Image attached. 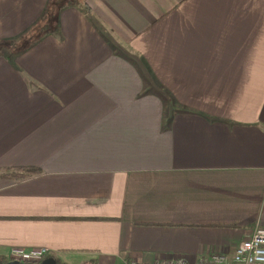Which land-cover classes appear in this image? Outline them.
<instances>
[{
  "label": "crops",
  "instance_id": "0c3cea01",
  "mask_svg": "<svg viewBox=\"0 0 264 264\" xmlns=\"http://www.w3.org/2000/svg\"><path fill=\"white\" fill-rule=\"evenodd\" d=\"M0 176L5 260L231 255L264 228V0H0Z\"/></svg>",
  "mask_w": 264,
  "mask_h": 264
},
{
  "label": "built area",
  "instance_id": "2783aa9c",
  "mask_svg": "<svg viewBox=\"0 0 264 264\" xmlns=\"http://www.w3.org/2000/svg\"><path fill=\"white\" fill-rule=\"evenodd\" d=\"M48 248H15L9 251L7 262L15 261L25 264H40L47 259ZM133 264V263H130ZM150 264V263H149ZM151 264H264V228L256 226L247 237L237 243L231 255L211 254L208 257H198L189 261L180 256L161 258Z\"/></svg>",
  "mask_w": 264,
  "mask_h": 264
},
{
  "label": "trees",
  "instance_id": "16d2710c",
  "mask_svg": "<svg viewBox=\"0 0 264 264\" xmlns=\"http://www.w3.org/2000/svg\"><path fill=\"white\" fill-rule=\"evenodd\" d=\"M38 171L35 168H19L13 171V175L9 176L11 179H19V177H27L31 176V174H36ZM1 177V176H0ZM7 261L4 258H0V264L6 263ZM56 264H61L59 261L56 260ZM88 264V263H85Z\"/></svg>",
  "mask_w": 264,
  "mask_h": 264
},
{
  "label": "water",
  "instance_id": "95a60500",
  "mask_svg": "<svg viewBox=\"0 0 264 264\" xmlns=\"http://www.w3.org/2000/svg\"><path fill=\"white\" fill-rule=\"evenodd\" d=\"M2 264H25V263H18V262H15V261H10V262H6V263H2ZM40 264H56V260L54 258H50L47 257V259L43 260L42 263Z\"/></svg>",
  "mask_w": 264,
  "mask_h": 264
}]
</instances>
